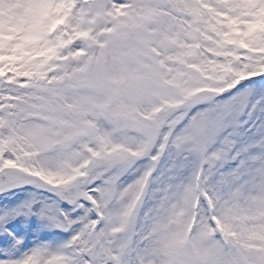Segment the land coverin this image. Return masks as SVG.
Returning a JSON list of instances; mask_svg holds the SVG:
<instances>
[{
    "label": "snow or ice",
    "instance_id": "6c2138e0",
    "mask_svg": "<svg viewBox=\"0 0 264 264\" xmlns=\"http://www.w3.org/2000/svg\"><path fill=\"white\" fill-rule=\"evenodd\" d=\"M0 264H264V0H0Z\"/></svg>",
    "mask_w": 264,
    "mask_h": 264
}]
</instances>
